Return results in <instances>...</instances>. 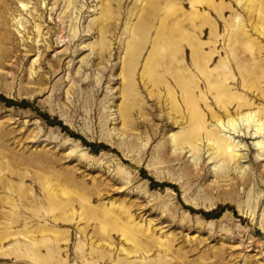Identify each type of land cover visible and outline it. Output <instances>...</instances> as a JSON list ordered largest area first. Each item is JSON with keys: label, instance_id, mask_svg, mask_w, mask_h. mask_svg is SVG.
Listing matches in <instances>:
<instances>
[{"label": "rangeland", "instance_id": "rangeland-1", "mask_svg": "<svg viewBox=\"0 0 264 264\" xmlns=\"http://www.w3.org/2000/svg\"><path fill=\"white\" fill-rule=\"evenodd\" d=\"M250 7L0 0V264H264V156L231 132L228 152L243 157L227 168L207 161L204 136L199 158L170 150L187 122L147 80L165 12L175 27L194 20L190 38L214 52L208 71L227 68L217 54L234 22L257 46L247 62L264 69V22ZM246 98L243 113L259 110L264 125V96ZM219 125L206 117L207 131Z\"/></svg>", "mask_w": 264, "mask_h": 264}, {"label": "bare ground", "instance_id": "bare-ground-1", "mask_svg": "<svg viewBox=\"0 0 264 264\" xmlns=\"http://www.w3.org/2000/svg\"><path fill=\"white\" fill-rule=\"evenodd\" d=\"M256 2L258 0H248L251 9L257 6L253 11L256 12L258 20L264 22V6L260 3L256 5ZM208 7L214 9L217 16L224 10L223 7L220 9H216L211 5H208ZM210 13L213 14L211 11ZM173 15L175 14L165 12V16L161 21L162 31L160 35L161 37L165 36V38L160 39L162 44H160V41L157 42V44L162 45L161 47L154 46L152 50V75L147 76V80L152 87L157 88L158 85V87L164 85V88L171 92L168 95V101L172 109L179 112L187 122L185 131L179 132L180 134H177V136L170 137V150L182 151L185 147H191L193 156L199 158V146L195 143L204 136L210 144L208 149L211 151L207 161L221 160L222 166L227 168L230 161L242 159L243 157L240 153L239 155H233L228 152V146L231 143L233 144V142H230L231 138L229 137L231 132V136L236 134L237 138L241 139V144L246 137H251L253 146L259 151V153H256L257 158L264 156V125H255L261 120L262 114L259 110L254 113L253 117L250 116V113H243L244 109H250L253 106V101L249 102L247 96H251L254 101H260L264 96V87L261 88L258 85L259 80L263 81L264 84V69L259 68L258 64L250 65L247 62L254 59L255 47L257 46L247 39L248 37L243 31L244 27L242 28L239 22H234L231 31L232 36L228 38L224 47L221 46L222 52L217 54V56L224 55V58L227 59L225 63L227 68L210 72L207 64L212 60L214 52L209 50L207 55L204 54L203 44L194 42L190 38V32L193 33L197 29L194 20L191 19L186 25H182L183 22L178 23L175 27L170 25L171 23L169 24L168 21V18ZM164 22L169 26H163ZM199 32L201 33V29H199ZM202 33L204 32L202 31ZM176 35H178V40H174ZM209 36L210 41L216 37L212 29L209 31ZM187 48H189V62L186 56ZM119 77L124 79L121 75ZM141 77L143 78L144 74ZM237 92H241L242 95L238 96ZM150 97L153 100L157 99L153 96ZM134 98L135 103H142L139 101L137 91ZM232 106L236 107L233 114L229 112ZM215 108L216 111H214ZM129 111L130 109L124 110V114H129ZM166 115L168 116V112ZM206 117L218 122L220 124L219 130L217 128V131H207L205 126ZM222 118L225 120L224 123ZM219 132L223 133L224 137L221 135L223 139L216 136ZM237 147L238 144L234 143L233 148L236 149ZM244 181L243 179L242 184H244Z\"/></svg>", "mask_w": 264, "mask_h": 264}]
</instances>
